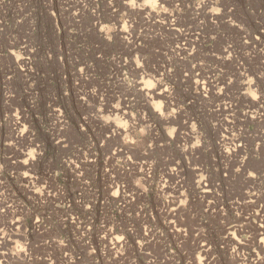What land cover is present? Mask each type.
<instances>
[{
    "label": "rangeland",
    "instance_id": "rangeland-1",
    "mask_svg": "<svg viewBox=\"0 0 264 264\" xmlns=\"http://www.w3.org/2000/svg\"><path fill=\"white\" fill-rule=\"evenodd\" d=\"M68 2L81 9L77 17L64 11L66 0H0V163L8 178L0 228L12 236L0 252L19 240L31 252L23 264H49L47 257L55 264L72 257H79L76 264H106L87 251L107 231L109 239L125 236L134 264H201L202 257L203 264H251L254 247L264 255L260 236L241 230L248 220L264 223V94L254 100L245 83L253 78L252 87L264 93V0H219L221 15L207 11L216 0L201 9L193 0L178 2L179 33L192 40L185 53L177 50L184 41L168 29L173 14L149 17V9L124 0ZM145 80L160 84L164 97L144 87ZM155 101L163 102L161 110ZM173 108L175 116L165 118ZM17 109L18 124L11 116ZM93 112L111 119L85 121ZM145 125L147 136L140 134ZM173 126L174 137L167 132ZM197 135L200 145L185 151ZM122 136L136 143L124 144ZM225 144L239 147L229 155ZM117 146L123 151L113 155ZM31 147L38 159L24 165ZM24 170L33 175L22 177ZM18 176L23 183L38 177L43 195L24 188ZM140 176L152 185L148 193L135 183ZM137 240H150L143 253ZM234 240L250 242L237 250L248 261L231 259ZM166 252L175 259H165ZM8 255L5 264H21Z\"/></svg>",
    "mask_w": 264,
    "mask_h": 264
},
{
    "label": "clouds",
    "instance_id": "clouds-1",
    "mask_svg": "<svg viewBox=\"0 0 264 264\" xmlns=\"http://www.w3.org/2000/svg\"><path fill=\"white\" fill-rule=\"evenodd\" d=\"M66 2L68 3V7L66 9H64L65 12L68 13V15L73 16V17H77L80 12L81 9L79 7H74L70 2H68V0H66ZM82 0H77V3H81ZM124 2L126 4H128L132 9H140V10H145V9H149V11H147L145 13V15L151 17L153 13H156L157 15H159L160 13H168L169 15L175 13V12H183L184 9L180 7V4L177 3L176 6L172 9H169L168 7H166L165 5L160 3V0H124ZM109 3H112V0H109ZM205 3H207V0H193V4L195 6L196 9H201L203 8V6L205 5ZM219 5V0H216V5L211 6L207 9L208 12L214 13L216 15H221L223 14V8ZM193 5H189V7H192ZM85 7H87V5H85ZM59 10V9H56ZM118 9L114 8V11H117ZM52 14L55 15V10H51ZM91 11L94 13L95 9H91ZM229 11H231V9H229ZM126 14V13H125ZM125 27H127V22L125 23ZM109 39H111V37H108ZM257 39H259V37H257ZM247 43V41H245ZM177 47H180V45H177ZM17 59H19V57L17 56ZM137 66L138 67H142V65L140 64L139 60H137ZM81 71H83L81 69ZM9 80H11V76L8 77ZM160 81H157V83H159ZM197 83H199L197 81ZM245 83L248 84V88L246 89V93L251 95L252 98L254 100H259L260 99V95L264 94V93H259V86H257L256 88H253L252 85L255 83V80L251 77H249V79L247 81H245ZM144 87L146 88H155L156 84L153 83L152 80H145L144 81ZM222 91V89L220 90ZM16 93L12 88H9L8 90V97H9V104L10 107H15L14 105L11 104V101L13 99H15ZM82 99H86V97H82ZM155 107L157 110H161L163 107V102L162 101H155ZM117 105H114V107H117ZM262 107H264V105H261ZM176 109L173 108L170 112H168L166 114V117H172L175 116L176 114ZM161 115H165L163 112H161ZM262 116H264V113H261ZM11 116H15L17 117L16 123H19V110L17 109L15 112L11 113ZM92 116L94 119L100 121H108L111 119V117H107V116H97L95 112L93 113H88L85 114L84 119L85 121H87L88 117ZM117 119L119 120V117H117ZM253 119H255V117H253ZM185 123H187V121H185ZM191 129L193 132H196L197 129V125L196 122L193 121L191 124ZM150 130H151V126L150 125H145L144 127H141L140 129V134L147 136L150 134ZM28 131L27 125H25L24 128L22 129H18L17 130V135L18 136H22L24 135L25 132ZM177 129L173 126V127H169L167 132L169 136L174 137L176 134ZM111 133L112 134H117V129L112 128L111 129ZM122 141L124 144H128L129 142H131L132 144L136 143V140H131L130 138L127 136H122L121 137ZM104 140L102 139L100 142L102 143ZM9 143H14V141H9ZM57 143H59V141H57ZM201 140H200V136L197 135L196 136V140L195 143L192 145H184V150L187 151V149L189 147H193L195 148L196 146L200 145ZM151 145H149L150 147ZM66 147V145H65ZM239 145H234V146H229L227 144L224 145V151L227 152L229 155L235 150V148H238ZM123 151V148L120 146H117L116 148H113L112 150V154L115 155L116 151ZM43 153H39V155H42ZM38 159V153H37V149L35 147H31L28 149L27 151V157L23 160V164L24 165H29V163L31 161H36ZM128 161H132L133 158L131 155H128L126 158ZM243 159H247V156L245 155L243 157ZM74 162V161H73ZM13 163H16L15 161H13ZM133 163H135V161H133ZM117 164H120L121 167L124 166V163H121L120 159H117ZM77 168L80 167L79 164L76 165ZM4 168L5 165L3 163H0V196H4L5 192H8V188L6 187V183H7V177L4 175ZM73 171H75V169H73ZM106 171H110V169H106ZM141 171H143V169H141ZM171 171L175 172L176 170L173 168L171 169ZM237 171H239V169H237ZM82 174V173H81ZM33 175L29 170H24L21 173L22 177H29ZM249 176H255V173L253 171H249L248 172ZM148 176H151V170H149L148 172ZM204 177L201 176V179H203ZM17 182L23 183V181L21 180V177L18 176L16 177ZM39 179L38 177H36L33 180L28 181V183H23V187L28 189L29 191H35V192H40L41 195H43V190L42 187H37L36 186V180ZM163 180V178H162ZM135 183L139 186L140 189L143 190L144 193H148L152 187L151 183L148 182L147 177L146 176H140L139 178H137L135 180ZM31 185V187H30ZM166 186V181H164L161 185V187ZM51 194V193H50ZM119 194V189L116 190V192L113 193V195H118ZM255 194V193H253ZM168 195H171V193H169ZM5 200L11 199V194L9 196H5L4 197ZM165 199H167V196H165ZM181 204H186L187 200H181L180 201ZM12 205L9 204L8 207H11ZM86 206L88 208L93 207V205L91 203H87ZM264 206V205H262ZM0 211H4V209H0ZM259 215V213H257ZM237 215H239V213H237ZM261 220L264 221V217H261ZM13 223H15V221H13ZM261 227L264 228V223H261ZM151 231L150 228L146 227V230L144 232V236L148 235V232ZM0 233H3V235H0V243H3L5 241V238L8 241H12V236L9 235V232L6 231L3 228H0ZM232 236H235L236 233L232 232L231 233ZM83 237V233L81 234V238ZM239 239V238H237ZM117 241H124V243H121L119 247H117ZM259 241L261 245H264V235H260L259 237ZM64 242L61 240L60 244H63ZM150 243V240H137V244H139L140 247V251L141 253H143L144 251V245ZM241 243L243 244L244 241L241 240ZM102 244V249L101 252L97 251V247ZM127 244V241L125 240V236L124 235H113L111 239L108 238V232L105 231L103 233V235H99L98 236V241H97V245L95 246H90L88 251H87V255L88 257H95L97 258L98 256L103 257V259L105 260L106 264H109V262H111V264H114V262L119 261V264H123L124 260L129 261V264H134V261L129 257V255L127 254V248L125 247V245ZM252 252H255L256 255L251 257V264H264V255L261 254L260 251H258L255 247L252 248ZM11 254V257L15 258L16 260L20 261L21 264H23V262L25 261V258H28V260L31 259V252L29 251V249L25 246L22 245L19 240H16L15 242L11 243L10 246L5 249L4 251L0 252V264H5L6 261L9 260V255ZM21 253H23V255H21ZM65 256H68L69 253L65 252L64 253ZM133 255H135L133 253ZM250 255V253H249ZM240 256H244L243 253L238 252L237 249L235 247H233L231 249V253H230V257L233 261H235L237 259V257ZM123 257V259H121ZM46 259L49 260V264H55V261L51 259V257H47ZM79 259V257H72L69 260V264H76V261ZM141 259H143V256H141ZM165 259H169V260H173L175 259L174 255L170 252H166L165 253ZM203 259L204 257L201 258V264H203ZM244 260L248 261V256H244ZM9 264H11V261H9Z\"/></svg>",
    "mask_w": 264,
    "mask_h": 264
},
{
    "label": "bare ground",
    "instance_id": "bare-ground-1",
    "mask_svg": "<svg viewBox=\"0 0 264 264\" xmlns=\"http://www.w3.org/2000/svg\"><path fill=\"white\" fill-rule=\"evenodd\" d=\"M180 1H182V0H173V5L178 3V2H180ZM168 29L173 34H175L177 36V40L178 41H184V43H183L184 45H180V47H178L177 50H178L179 53H185L186 52V45L190 44V42L192 40L189 37L185 36L184 34L179 33L180 32L179 31V16H178L177 12L173 13V21L168 23ZM155 89L159 90L156 93L158 97H164V90H161V85L160 84L157 85ZM203 185H204L203 186V193L204 194L210 193L211 191L209 189L208 183L205 182ZM245 224H246V226L241 227V230L245 231L247 229L252 237L255 238V236H257V235H259V236L260 235H264V228L261 227V224L258 225V227H256V225L253 223L252 220H248ZM230 227H232V226H230ZM233 243L235 244L234 247L237 250L246 248L247 246L250 245V242L242 244L241 242L236 241V240H234ZM259 245H260V247L262 249H264V245H261V244H259Z\"/></svg>",
    "mask_w": 264,
    "mask_h": 264
}]
</instances>
